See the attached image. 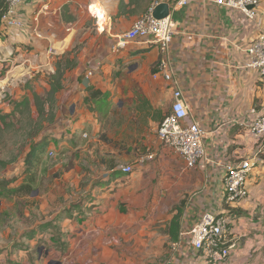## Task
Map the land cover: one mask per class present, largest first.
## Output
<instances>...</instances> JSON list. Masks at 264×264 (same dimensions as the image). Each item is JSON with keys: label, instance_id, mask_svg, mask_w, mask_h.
I'll use <instances>...</instances> for the list:
<instances>
[{"label": "crops", "instance_id": "0c3cea01", "mask_svg": "<svg viewBox=\"0 0 264 264\" xmlns=\"http://www.w3.org/2000/svg\"><path fill=\"white\" fill-rule=\"evenodd\" d=\"M161 2L169 3L176 25L170 49L173 81L154 78L161 56L157 46L142 39L118 46L134 21ZM176 2L25 1L16 7L22 26L0 28L8 54L17 53L15 61L24 59L19 68L27 65L28 71L54 73L55 59L77 50L56 94L48 131L51 146L87 137L89 128H97L99 107L112 101L125 117L133 111L140 121L139 131L134 127L140 146L131 157L133 173L104 174L71 207L73 214L58 223L67 243L57 254L60 264H250L252 248L258 251L262 241L264 245V140L239 124L248 120L252 108H264V76L247 67L248 46L264 34V0L253 19L215 0H190L183 7H175ZM14 75L9 86L16 85ZM175 83L185 94L190 119L206 132V156L194 168L158 137L159 124L171 110ZM0 108L10 112L12 105L0 100ZM259 148L261 162L250 176V197L225 205L224 162L239 161ZM205 212L224 214L231 222L229 238L237 247L226 263H213L192 246L188 232ZM177 213L180 228L172 241L168 230ZM26 261L38 264L41 259L14 242L0 249V264Z\"/></svg>", "mask_w": 264, "mask_h": 264}, {"label": "rangeland", "instance_id": "374dc122", "mask_svg": "<svg viewBox=\"0 0 264 264\" xmlns=\"http://www.w3.org/2000/svg\"><path fill=\"white\" fill-rule=\"evenodd\" d=\"M4 35L0 34V100L11 104L16 95L28 96L30 105L10 119L13 126L0 132V249L14 242L22 251L29 252L36 259L40 257L38 264H60L57 254L67 243L58 223L73 214L71 207L87 195L89 185L102 182L108 172H118L124 165L132 164L131 157L137 156L140 146L134 134L135 129H140V121L133 111L125 117L113 101L101 105L96 130L89 128L87 137L79 135L73 141L57 145V148L56 145L49 147L41 155L36 182L31 184L32 192L18 189L24 186L21 185L26 169L24 159L34 140L32 136L39 129L45 133L51 129L57 100L55 96L50 113L49 77L52 73L48 74L43 68L28 71L27 65L19 68L24 59L15 61L17 53L8 54ZM76 58L75 48L55 59V65L60 62L62 66L70 65L68 60L75 62ZM13 73L16 85L9 86ZM9 87L13 90L8 91ZM124 123H127L126 128H123ZM48 226L51 229L45 230ZM38 227L43 229L38 232ZM33 236H37L35 240ZM262 243L258 251L251 247L250 264H264ZM15 255L17 260L24 258L22 253ZM6 258L8 256L2 260Z\"/></svg>", "mask_w": 264, "mask_h": 264}, {"label": "built area", "instance_id": "2783aa9c", "mask_svg": "<svg viewBox=\"0 0 264 264\" xmlns=\"http://www.w3.org/2000/svg\"><path fill=\"white\" fill-rule=\"evenodd\" d=\"M25 1L35 0H7L8 10L2 17V27L14 28L22 26L16 15V7ZM216 3L241 10L249 18L255 16V8L261 0H215ZM190 0H177L175 7L186 6ZM157 5V4H156ZM155 8V7H154ZM152 8L149 12L136 19L129 30L119 37L118 46L142 39L145 44L155 45L160 50V60L154 78L163 76L173 81L174 73L171 64L170 49L175 34V21L172 15L157 19L153 16ZM98 15V13H97ZM250 55L247 67L257 69L264 76V34L248 46ZM92 71L89 75H92ZM173 101L170 112L163 118L158 127V137L163 146L178 154L188 168H194L206 156L204 139L205 130L200 123L190 119V108L183 90L175 83L172 87ZM241 126L247 127L257 140H264V108H252L248 120H241ZM262 149H258L251 156L239 161H225L223 164L224 180L223 194L225 203L230 205L248 199L250 193V176L252 171L261 162ZM152 156H149L151 159ZM126 175L132 174V165L121 168ZM230 220L224 214L213 212L203 213L197 223L188 232L192 246L198 252H203L213 263H226L237 247L230 238Z\"/></svg>", "mask_w": 264, "mask_h": 264}, {"label": "trees", "instance_id": "16d2710c", "mask_svg": "<svg viewBox=\"0 0 264 264\" xmlns=\"http://www.w3.org/2000/svg\"><path fill=\"white\" fill-rule=\"evenodd\" d=\"M9 3L7 0H0V28L2 27V17L4 13L8 10ZM67 63H70V65H64L62 66V63L56 65L55 72L52 73L49 77V85H50V101L51 106L49 108V112L52 113L53 107H54V100L56 94L63 89L62 80L64 77V72L67 68H70L75 62L74 60H68ZM12 109L10 112H6L3 109L0 108V132L4 131L7 127L13 126L14 124L10 122V119L17 114V112H22L23 108H28L30 105V99L28 96L24 97H16L11 100ZM52 119L54 121V112L52 114ZM50 133L42 132L41 129L38 130L36 134H34L33 142L31 143V147L28 151V153L25 156L24 162L26 165V169L24 171L23 178H21V185L20 190L27 191L28 193L32 192V186L34 182H36L37 172H38V165L41 160V155L46 152V150L51 146L52 141L49 138ZM39 141L37 142V140ZM2 164H5L4 162H1ZM17 181V180H16ZM15 181V182H16ZM225 205H227L225 203ZM231 213H234L232 215L235 216V214H239L236 211H231ZM180 228V213H177L174 215L170 222V227L168 230L170 239L172 241H176L178 239V233Z\"/></svg>", "mask_w": 264, "mask_h": 264}, {"label": "water", "instance_id": "95a60500", "mask_svg": "<svg viewBox=\"0 0 264 264\" xmlns=\"http://www.w3.org/2000/svg\"><path fill=\"white\" fill-rule=\"evenodd\" d=\"M170 13V5L167 2L158 3L153 10V16L157 19L168 17Z\"/></svg>", "mask_w": 264, "mask_h": 264}, {"label": "bare ground", "instance_id": "6f19581e", "mask_svg": "<svg viewBox=\"0 0 264 264\" xmlns=\"http://www.w3.org/2000/svg\"><path fill=\"white\" fill-rule=\"evenodd\" d=\"M96 9H98V8H95V10H96ZM98 11H99V14H100V16H101L103 12H102L100 9H98Z\"/></svg>", "mask_w": 264, "mask_h": 264}]
</instances>
